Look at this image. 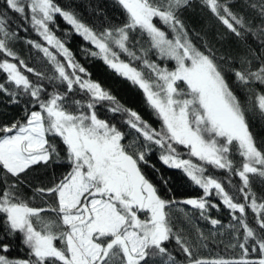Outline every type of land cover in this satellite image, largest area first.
Returning a JSON list of instances; mask_svg holds the SVG:
<instances>
[{
    "label": "snow or ice",
    "instance_id": "snow-or-ice-1",
    "mask_svg": "<svg viewBox=\"0 0 264 264\" xmlns=\"http://www.w3.org/2000/svg\"><path fill=\"white\" fill-rule=\"evenodd\" d=\"M0 3V96L21 109L0 120V264H264V195L253 189L254 179L264 184V140L252 131L264 124V51L230 58L215 47L229 35L245 44L255 35L264 48V0H243L258 23L232 0H199L226 30L211 39L184 17L194 0H113L123 20L105 17L100 27L85 22L71 0ZM9 12L19 17L16 30ZM57 16L87 42L86 56L143 92L158 126L91 79L56 35ZM29 29L40 40L23 42L43 54L40 68L14 48ZM105 104L124 117L134 140L99 116ZM34 169L50 173L47 185L28 179ZM185 180L202 194L177 199L172 185ZM178 205L213 226L221 220L210 211L224 206L231 217L225 247L237 253L200 255L208 238L197 228L190 240L177 228ZM172 241L183 260L167 247ZM17 246L23 256H10Z\"/></svg>",
    "mask_w": 264,
    "mask_h": 264
},
{
    "label": "trees",
    "instance_id": "trees-1",
    "mask_svg": "<svg viewBox=\"0 0 264 264\" xmlns=\"http://www.w3.org/2000/svg\"><path fill=\"white\" fill-rule=\"evenodd\" d=\"M57 2L63 6L69 3V0H57ZM71 3L85 22L97 27H100L104 23L105 17L113 23H120L123 20V16L114 5L113 0H71ZM232 3L236 10L243 9L248 17L253 18L257 23L259 22L257 12L253 9L244 7L243 0H232ZM2 8L3 5L0 3V10H2ZM98 13H102V15H98ZM7 15L12 24L13 30H16V24L19 21V17L11 12L7 13ZM184 17L189 25L196 31H201L202 29L207 31L210 39L216 34H224L226 32L225 28L211 16L207 9H203L199 5V0H194L193 8L186 11ZM56 23L59 26L58 29H54L56 35L61 39L68 41L67 46L75 54V58L87 68L88 72L91 74V79L98 81L105 89L109 90L122 105L137 111L153 126H158V121L145 102L143 92L130 81L116 74L114 70L109 69L101 59L86 56L81 48L82 46L89 47V45L82 39V37L72 33L70 26L67 25L62 18L57 16ZM66 32L68 35H65ZM19 36L23 39L14 42L15 51H17L20 56L28 62L29 66L37 68L42 67L43 64L46 63L43 54L23 42L26 39L40 40V38L31 29L27 32L20 31ZM215 47L218 50L217 55H227L230 58L243 55L248 48L264 51V48L261 46V38L255 35H249L246 44L237 40L236 37L229 35L228 39L222 44L216 43ZM49 91H51V88H49ZM6 102L7 98L0 96V120L7 121L18 117L21 114L20 107L7 105ZM107 107L108 105L105 104L97 109L99 116L115 123L122 131L128 134L129 140H134L136 134L123 123L124 117L111 114L106 110ZM252 131L259 140H264V124L260 122L254 123ZM150 159L159 167L157 152L154 151ZM59 171L60 169H57V172ZM146 171H149V174L151 175L150 170L146 169ZM166 171H168L169 174H172L173 172L179 174L177 170ZM210 172L222 179L228 175L227 173L218 170L210 169ZM49 178L50 173H44L41 169H34L33 172L29 174L28 179L36 185L45 186L47 185ZM232 179L233 183L239 184L238 177H233ZM226 187L229 188L230 191H234L230 186L226 185ZM172 189L177 199L195 197L202 194V190L198 186L191 184L187 180L173 184ZM253 189L258 196L264 195V184L259 180H253ZM25 192L28 195H31L28 189H25ZM212 199L217 203L219 202V199L214 195L212 196ZM36 203L41 205L42 201L37 200ZM173 213L175 214L174 220L177 228L183 229L184 235L188 236L190 240L196 239L195 229L197 228H199L208 238L205 241L207 247H200L198 249L200 255L215 257L218 255H235L237 253L238 250L225 247L231 239V229L228 226L231 217L229 211L224 206L221 205L219 211L212 209L209 213L211 217L221 220V224L216 226L211 225L208 220L201 218L199 211L192 209L191 206H175L173 208ZM185 214H187V216ZM251 216L252 214L249 212V217ZM232 223L235 222L232 221ZM167 247L178 260H183V254L180 252L178 245L175 244V241L170 242ZM23 254L24 253L19 250L18 246L14 247L9 253L12 257L23 256ZM156 264H159V261H157Z\"/></svg>",
    "mask_w": 264,
    "mask_h": 264
}]
</instances>
